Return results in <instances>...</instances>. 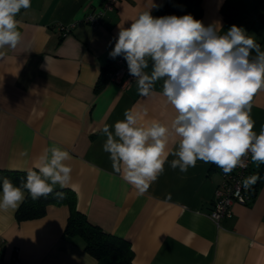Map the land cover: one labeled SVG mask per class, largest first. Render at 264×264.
<instances>
[{
    "label": "crops",
    "instance_id": "1",
    "mask_svg": "<svg viewBox=\"0 0 264 264\" xmlns=\"http://www.w3.org/2000/svg\"><path fill=\"white\" fill-rule=\"evenodd\" d=\"M102 1L31 0V7L17 14L22 40L14 50H0V169L35 168L46 148L67 150L72 179L65 188L75 193L77 209L128 241L133 264H264V184L216 223L209 216L221 182L215 164L198 160L181 173L170 167L175 157L169 154L164 172L143 194L113 171L102 148L104 125L123 120L127 109L139 114L141 126L160 122L170 127L175 110L160 95L162 80L154 86L157 94L147 98L135 82L122 88L106 81L97 87L112 59L118 25L129 27L141 12L163 2L117 0L104 22L92 27L84 17ZM226 1L241 8L233 24L221 11ZM157 7L151 9L153 17ZM200 7L197 20L205 26L218 22L221 34L232 25L242 27L261 40L264 51V0H200ZM67 24L73 26L62 34L60 26ZM251 117L259 134L264 89L253 98ZM177 140L170 135L166 151L174 150ZM25 149L29 155L21 157ZM250 166L260 168L251 160ZM15 210H0L4 259L17 248L22 264H109L90 255L80 236L64 233L67 205H49L45 215L25 221L15 219Z\"/></svg>",
    "mask_w": 264,
    "mask_h": 264
},
{
    "label": "clouds",
    "instance_id": "2",
    "mask_svg": "<svg viewBox=\"0 0 264 264\" xmlns=\"http://www.w3.org/2000/svg\"><path fill=\"white\" fill-rule=\"evenodd\" d=\"M30 7L31 0H0V50L18 47L22 34L16 16ZM155 7L152 4L141 12L129 27L118 25L109 56L123 55L142 97L156 95L154 86L162 80L160 95L175 115L170 127L160 122L144 127L138 124L139 114L126 109L123 120L104 125L99 130L106 136L102 148L113 171L143 194L164 172L169 154L175 157L170 167L181 173L200 160L228 175L236 168H247L249 155L259 168L264 164V126L259 134L253 130L251 109L254 96L264 89L261 46L237 25L221 34L218 22L205 26L191 14L153 17ZM173 134L178 140L169 153ZM19 155L28 157V150ZM69 159L67 150L53 146L39 157L36 170H26V180L19 186L0 177V210L19 208L26 195L33 201L50 195L63 198L64 193L55 188L71 182L72 168L65 163ZM260 179L259 173L243 178V189L249 190Z\"/></svg>",
    "mask_w": 264,
    "mask_h": 264
},
{
    "label": "trees",
    "instance_id": "3",
    "mask_svg": "<svg viewBox=\"0 0 264 264\" xmlns=\"http://www.w3.org/2000/svg\"><path fill=\"white\" fill-rule=\"evenodd\" d=\"M221 11L229 24H233L241 14V8L228 1L222 5ZM154 13L156 17L175 15L176 13L191 14L195 19H198L201 15L200 0H163ZM256 42L261 44V40ZM108 68L109 65L103 68L97 87L107 81L106 71ZM257 172L261 179L255 186L256 190L264 184V164ZM0 177H8L14 185L19 186L22 179L26 180V170L0 169ZM0 189H2V180H0ZM55 191H62L63 198L50 195L46 199L41 197L39 200L33 201L30 196L26 195L25 201L15 210V219L17 221L36 219L46 214L49 205H67L69 214L64 227L65 234L80 236L84 240L85 250L96 259H106L109 264H133V250L128 241L104 231L100 225L79 211L76 207L75 193L71 189L58 188Z\"/></svg>",
    "mask_w": 264,
    "mask_h": 264
},
{
    "label": "built area",
    "instance_id": "4",
    "mask_svg": "<svg viewBox=\"0 0 264 264\" xmlns=\"http://www.w3.org/2000/svg\"><path fill=\"white\" fill-rule=\"evenodd\" d=\"M117 0H103L96 8L92 9L84 20L92 27L98 26L104 22L107 12L114 9ZM73 24L61 25L62 34L70 31ZM106 79L109 82L117 83L120 87L125 88L135 82V78L129 75L128 66L123 55L112 58L109 68L106 71ZM136 83V82H135ZM247 168H236L230 174L225 175L221 169V182L214 190L213 207L209 212V216L218 223L222 218L229 217L233 214L234 204H246L251 200L255 193V185L245 191L242 187L243 178L258 173L257 169L250 166V155L247 157ZM239 190V195L237 191ZM1 254V253H0ZM0 264H22L18 257V249L14 248L10 259L6 260L0 255Z\"/></svg>",
    "mask_w": 264,
    "mask_h": 264
}]
</instances>
